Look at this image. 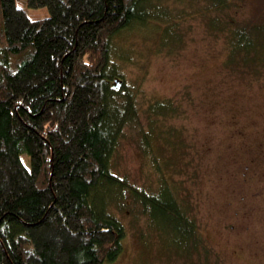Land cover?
<instances>
[{"label": "trees", "instance_id": "obj_1", "mask_svg": "<svg viewBox=\"0 0 264 264\" xmlns=\"http://www.w3.org/2000/svg\"><path fill=\"white\" fill-rule=\"evenodd\" d=\"M163 1L26 0L29 9L49 13L31 21L15 0H0V264H110L122 252L123 219L134 209L168 262L218 264L171 164L153 161L160 171L155 193L111 167L136 108L109 64L110 43L151 19L161 27L158 49L168 47L169 12L153 5ZM205 2L206 11L217 10L209 27L224 39V67L264 75V25L218 16L231 0ZM148 111L173 116L177 108L155 102ZM152 137L141 141L153 155Z\"/></svg>", "mask_w": 264, "mask_h": 264}, {"label": "rangeland", "instance_id": "obj_2", "mask_svg": "<svg viewBox=\"0 0 264 264\" xmlns=\"http://www.w3.org/2000/svg\"><path fill=\"white\" fill-rule=\"evenodd\" d=\"M15 2L31 21L49 17L46 9H29L26 0ZM206 3H153L169 12L163 17L173 41L166 48L158 49L161 27L151 19L112 38L109 64L132 90L136 118L124 128L111 167L155 193L160 171L153 161L164 169L171 164L172 179L189 195L192 216L218 264H264V75L224 67V39L209 27L217 10L206 11ZM217 15L263 27L264 0H231ZM168 101L177 108L173 116L149 115L151 104ZM151 131L153 155L141 141ZM21 159L28 168V156ZM123 223L122 252L110 264H181L160 256L159 241L137 210Z\"/></svg>", "mask_w": 264, "mask_h": 264}]
</instances>
